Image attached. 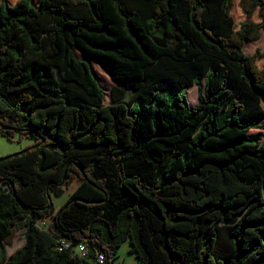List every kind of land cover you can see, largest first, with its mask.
I'll return each mask as SVG.
<instances>
[{"label": "trees", "instance_id": "trees-1", "mask_svg": "<svg viewBox=\"0 0 264 264\" xmlns=\"http://www.w3.org/2000/svg\"><path fill=\"white\" fill-rule=\"evenodd\" d=\"M261 30L264 0H0V135L33 139L0 161V264H75L60 237L85 264L126 240L137 264H264Z\"/></svg>", "mask_w": 264, "mask_h": 264}, {"label": "rangeland", "instance_id": "rangeland-1", "mask_svg": "<svg viewBox=\"0 0 264 264\" xmlns=\"http://www.w3.org/2000/svg\"><path fill=\"white\" fill-rule=\"evenodd\" d=\"M10 4H14L16 0H6ZM33 4L36 3V0H31ZM257 48L263 49L264 48V31H260V37L259 39L255 41H248L246 40L243 45V51L245 54H252ZM74 56L77 59H86L88 60V64L91 68V71L93 75L95 76L96 80L98 81L99 85L104 90V99L103 103H109L110 102V89L112 86L116 85V82L110 79L109 75L105 71V69L97 62L87 59V57L82 54L79 50L75 49ZM128 89V92H126V99H128L131 96L132 90ZM183 93L187 98V101L191 107L197 106L199 103L198 97H197V87L195 85L189 86L183 89ZM132 106L135 108L140 107V102L138 100H134ZM264 107V104H263ZM262 134H260L261 138L264 137V130H261ZM264 139V138H263ZM33 142V139L28 136L22 137V139H18L17 137L10 141L0 135V157L18 152L22 149H24L26 146L31 144ZM78 182L74 181L70 186L63 187V193L61 196H55L52 194V201L55 207V210H57L67 199L69 193L75 189ZM43 222L45 223V229L49 231L55 230V223L53 214H49L42 218ZM24 228H21L17 231L16 237L13 241V244L11 246L3 245L5 250V255L8 257L15 249L20 247L23 244L24 241ZM129 243L128 241H124L119 247L116 248L115 251V259L114 264H137V260L135 256L128 252Z\"/></svg>", "mask_w": 264, "mask_h": 264}, {"label": "built area", "instance_id": "built-area-1", "mask_svg": "<svg viewBox=\"0 0 264 264\" xmlns=\"http://www.w3.org/2000/svg\"><path fill=\"white\" fill-rule=\"evenodd\" d=\"M36 226L39 228L45 229V223L43 222L42 219L36 222ZM57 242H58L57 244L58 250L67 251L72 256H75L77 258L75 264H85V262L82 260V258L85 257V247L83 243L72 245L69 241L65 240L62 237L58 238ZM97 260L98 261L103 260L102 253L98 254Z\"/></svg>", "mask_w": 264, "mask_h": 264}, {"label": "crops", "instance_id": "crops-1", "mask_svg": "<svg viewBox=\"0 0 264 264\" xmlns=\"http://www.w3.org/2000/svg\"><path fill=\"white\" fill-rule=\"evenodd\" d=\"M73 52H74V54H75V48L73 49ZM263 104H264V103H263ZM261 130H262V129H260V128H252V129L249 130V134H250V135H255V134H257V133L262 134V131H261ZM263 138H264V137L260 138V140L262 141Z\"/></svg>", "mask_w": 264, "mask_h": 264}, {"label": "water", "instance_id": "water-1", "mask_svg": "<svg viewBox=\"0 0 264 264\" xmlns=\"http://www.w3.org/2000/svg\"><path fill=\"white\" fill-rule=\"evenodd\" d=\"M22 152H24V149H22V150H20V151H18V152H15V153H12V154H9V155H6V156H3V157H0V161H1V160H4L5 158H8V157H10V156L20 154V153H22ZM50 207H52V202H51V204H50Z\"/></svg>", "mask_w": 264, "mask_h": 264}]
</instances>
